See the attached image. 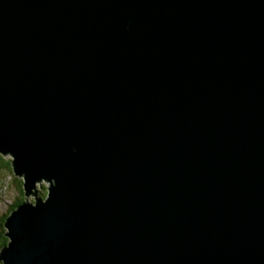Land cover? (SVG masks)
Returning <instances> with one entry per match:
<instances>
[{
  "label": "water",
  "instance_id": "95a60500",
  "mask_svg": "<svg viewBox=\"0 0 264 264\" xmlns=\"http://www.w3.org/2000/svg\"><path fill=\"white\" fill-rule=\"evenodd\" d=\"M0 154L3 264H264V0H0Z\"/></svg>",
  "mask_w": 264,
  "mask_h": 264
},
{
  "label": "rangeland",
  "instance_id": "374dc122",
  "mask_svg": "<svg viewBox=\"0 0 264 264\" xmlns=\"http://www.w3.org/2000/svg\"><path fill=\"white\" fill-rule=\"evenodd\" d=\"M0 155H3L5 159L12 161L11 154H0ZM19 182L24 183V178L20 175L15 174L13 168L12 171H8L3 168L0 170V221L9 212L10 207L19 198H21V192L18 189ZM41 185H44L46 189H48L50 182L42 181L40 184H38V188L42 187ZM23 199L24 201L33 202L35 196L34 195L28 196L24 194ZM5 231H6L5 226L4 225L1 226L0 223V232L3 233V236L0 239L2 241L5 238ZM0 248H1V243H0ZM0 264H3L1 260H0Z\"/></svg>",
  "mask_w": 264,
  "mask_h": 264
},
{
  "label": "trees",
  "instance_id": "16d2710c",
  "mask_svg": "<svg viewBox=\"0 0 264 264\" xmlns=\"http://www.w3.org/2000/svg\"><path fill=\"white\" fill-rule=\"evenodd\" d=\"M5 169V170H8V171H12V168H13V164H12V161L11 160H7L4 158L3 155H0V170L1 169ZM42 187H39L38 188V195L45 198L46 195H47V189L44 185H41ZM18 189L19 191L21 192V198H19L9 209V212L5 215L4 218L1 219L0 223H1V226L4 225V222L6 220V218L8 217V215L15 209L17 208L22 202H24V199H23V196L25 194V191H24V186H23V183H20L18 184ZM3 236V233L0 232V239L2 238ZM8 241V238L5 236L4 240H0V243H1V248L7 243ZM0 248V249H1Z\"/></svg>",
  "mask_w": 264,
  "mask_h": 264
}]
</instances>
